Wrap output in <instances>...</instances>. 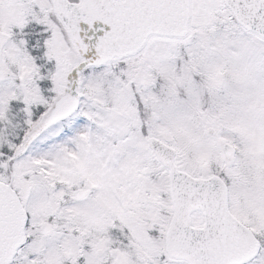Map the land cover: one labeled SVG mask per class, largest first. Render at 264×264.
I'll return each instance as SVG.
<instances>
[{
	"label": "snow or ice",
	"instance_id": "snow-or-ice-1",
	"mask_svg": "<svg viewBox=\"0 0 264 264\" xmlns=\"http://www.w3.org/2000/svg\"><path fill=\"white\" fill-rule=\"evenodd\" d=\"M0 264H264V0H0Z\"/></svg>",
	"mask_w": 264,
	"mask_h": 264
}]
</instances>
